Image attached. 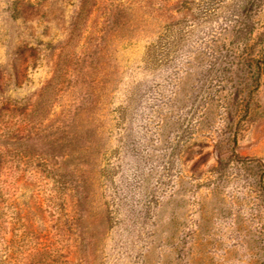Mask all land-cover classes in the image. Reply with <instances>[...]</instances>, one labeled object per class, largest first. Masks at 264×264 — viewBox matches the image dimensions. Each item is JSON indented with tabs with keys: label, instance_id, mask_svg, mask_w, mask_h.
<instances>
[{
	"label": "rangeland",
	"instance_id": "1",
	"mask_svg": "<svg viewBox=\"0 0 264 264\" xmlns=\"http://www.w3.org/2000/svg\"><path fill=\"white\" fill-rule=\"evenodd\" d=\"M0 264H264V0H0Z\"/></svg>",
	"mask_w": 264,
	"mask_h": 264
}]
</instances>
